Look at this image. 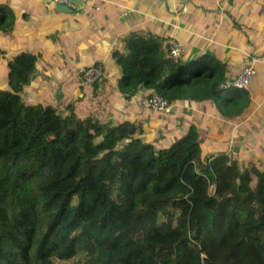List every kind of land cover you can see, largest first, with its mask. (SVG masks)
Listing matches in <instances>:
<instances>
[{
	"label": "trees",
	"instance_id": "16d2710c",
	"mask_svg": "<svg viewBox=\"0 0 264 264\" xmlns=\"http://www.w3.org/2000/svg\"><path fill=\"white\" fill-rule=\"evenodd\" d=\"M5 8L0 31L12 23ZM126 47L115 56L124 98L145 89L136 99L154 92L209 112L222 99L225 116L249 104L222 62L187 58L184 45L175 61L137 35ZM35 63L25 51L9 59L0 88V264H264V163H244L234 148L203 151L194 124L173 137L172 109H148L162 130L155 149L139 123L25 101L12 80L27 83ZM77 77L93 92L106 79Z\"/></svg>",
	"mask_w": 264,
	"mask_h": 264
},
{
	"label": "crops",
	"instance_id": "0c3cea01",
	"mask_svg": "<svg viewBox=\"0 0 264 264\" xmlns=\"http://www.w3.org/2000/svg\"><path fill=\"white\" fill-rule=\"evenodd\" d=\"M74 5L66 12L52 0H0L9 14L8 22H12L0 31V88L8 82V60L22 51L29 52L36 56L34 71L25 84L13 78L12 88L22 90L30 103L66 107L92 91L81 86L77 69L102 65L106 79L97 87L99 92H117L115 103L121 112H130L131 119L141 118L135 123L147 129L145 140L151 134L157 139L154 144L159 145L162 130L158 115L134 102L146 90L124 98L117 88L120 70L115 56L128 52L126 45L132 36L157 39L163 52L174 40L185 46L187 58L203 55L212 62H222L229 82L235 79L246 55H251L258 60L257 74L248 89L249 104L239 115H221L218 106L209 112L204 104L185 100L172 107L167 114L171 128L166 126L173 137L192 124L199 132L211 134L213 122L216 135L226 139L225 150L234 148L238 155L244 151L241 160L251 162L250 139L262 141L260 136L253 138L257 133L264 138V0H88ZM92 92L88 96L95 99L98 94ZM109 108L104 103L99 107L115 121L121 120L122 115L118 117ZM153 126L156 134L148 132ZM219 150L210 146L208 152Z\"/></svg>",
	"mask_w": 264,
	"mask_h": 264
},
{
	"label": "rangeland",
	"instance_id": "374dc122",
	"mask_svg": "<svg viewBox=\"0 0 264 264\" xmlns=\"http://www.w3.org/2000/svg\"><path fill=\"white\" fill-rule=\"evenodd\" d=\"M117 88H118V86H117ZM99 90L100 89H97L95 91V94H98L95 99L93 97H89L88 95L83 96V97H76L74 102H73V104H72L74 112L77 115H81V114H83V115L84 114L97 115L98 117H100V119L102 121H107L108 123H111V124L116 123L118 121H123V120H128V121H131V122L141 121V118L138 119V120H136L135 118L131 119L130 118V116H131L130 112H121V106L116 105V103H115V100L118 97V93L117 92L113 91L112 89H108V91L106 93H101V92H99ZM118 91H120L119 88H118ZM238 94H242L240 89L238 90ZM235 95L236 94H234V96ZM103 103L105 105H109L110 106L109 112L118 114V117L121 114L122 115L121 120L115 121L114 117L107 116V113H103V111L101 112L99 107ZM222 106H223V102H222V99H221L219 104H218V110L219 111L222 108ZM61 107H63V106H61ZM161 113H164V112H161ZM165 113H167V112H165ZM146 122L151 124L150 120H146ZM182 123H183V121H181V125H182ZM210 127L212 128L211 134H209V133H207L206 131L203 130L202 134H201V137H200V139H201V147H202L203 151L208 152V149H209L210 146H217L220 149H227V148H225V142H226L225 137H218L216 135V132H214L215 123L212 122ZM145 131L147 132L146 128H145ZM155 131L156 130H154V126L152 128L151 127L148 128V132L149 133H154ZM184 132H181L179 135H182ZM254 136H257V137L260 136L262 138V141L259 140V145L255 146L254 149H252V151H250L249 158L250 159L254 158V163H264V138L262 137V133H261V135H258V133L257 134H253V138H254ZM142 138H143L144 141L148 142L147 140H145L146 136H142ZM150 140H151V142L149 141L148 143L157 142V139H155L154 137H151ZM251 146H253V144H251ZM157 147L159 148V145H156L154 148L158 149ZM167 147H169V145H167ZM259 149L261 151H258ZM241 152H244V151H240L238 156H240ZM258 165H260V164H258Z\"/></svg>",
	"mask_w": 264,
	"mask_h": 264
},
{
	"label": "built area",
	"instance_id": "2783aa9c",
	"mask_svg": "<svg viewBox=\"0 0 264 264\" xmlns=\"http://www.w3.org/2000/svg\"><path fill=\"white\" fill-rule=\"evenodd\" d=\"M81 2H86L88 0H80ZM52 3L55 5H64L70 9H74L75 5L72 0H52ZM183 52V45L179 42L171 40L167 44V56L173 60L181 58ZM257 60L251 57L246 65H244L238 76L232 81L230 85L239 88V89H248L252 80L256 75L255 65ZM77 75L80 76L81 81L85 85H92L99 79L105 78V71L103 70L102 65H95L91 67L80 68L77 71ZM137 105H140L145 108H149L155 112H169L172 108V105L169 104L164 98L157 95L156 93H151L150 96L141 97L136 101Z\"/></svg>",
	"mask_w": 264,
	"mask_h": 264
},
{
	"label": "water",
	"instance_id": "95a60500",
	"mask_svg": "<svg viewBox=\"0 0 264 264\" xmlns=\"http://www.w3.org/2000/svg\"><path fill=\"white\" fill-rule=\"evenodd\" d=\"M74 3H76V4H81V5H83V3L84 2H81L80 0H72ZM58 8L60 9V10H63V11H68V12H70L72 9H70V8H68V7H66V6H64V5H59L58 6ZM76 93V95H78L79 94V91H76L75 92Z\"/></svg>",
	"mask_w": 264,
	"mask_h": 264
},
{
	"label": "clouds",
	"instance_id": "9594fccd",
	"mask_svg": "<svg viewBox=\"0 0 264 264\" xmlns=\"http://www.w3.org/2000/svg\"><path fill=\"white\" fill-rule=\"evenodd\" d=\"M165 52H166V51H165ZM166 54H167V53H166ZM253 58H254V57H253ZM233 80H234V79H233ZM233 80H232V81H233ZM232 81H230L229 83L231 84ZM251 83H252V82H251ZM248 88H249V87H248ZM247 90H248V89H247ZM137 100H138V99H134V102H135L136 105H137V103H136ZM140 107H142V106H140ZM143 108H145V107H143ZM147 109H149V108H147ZM171 109H172V108H171Z\"/></svg>",
	"mask_w": 264,
	"mask_h": 264
}]
</instances>
